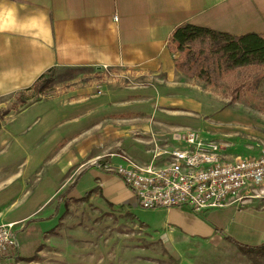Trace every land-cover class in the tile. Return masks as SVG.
<instances>
[{"label": "rangeland", "instance_id": "1", "mask_svg": "<svg viewBox=\"0 0 264 264\" xmlns=\"http://www.w3.org/2000/svg\"><path fill=\"white\" fill-rule=\"evenodd\" d=\"M183 73L189 87L196 91H170L164 76L152 84L132 75L120 77L122 72L117 68L78 67L48 73L47 78L52 82L42 92L30 89L0 96V223L8 222L3 221L7 215L20 218L30 213L18 225L22 241L19 257L22 259L21 253L25 258L36 253L39 257L32 261L24 259V264L198 263L200 259L190 262L170 254L142 223L128 216L124 209L114 207L98 190L84 200L67 197L65 192L78 176L82 159L76 143L67 138L71 135L72 123L56 128L59 123L53 120L58 114H68L67 105L59 106V97L70 99L73 96L68 94L75 85H90L95 91L79 98L87 100L86 111L93 114L107 105L105 123L121 122L122 117L130 122L138 118L149 121L151 118L147 115L154 117L161 112L174 117L170 123L153 119L148 125L151 123L154 129L149 128V131H133L132 134L130 131L126 139L117 140L118 149L110 153L125 150L137 160L149 162L153 133L163 140V146L173 147L174 130L194 128L218 140L228 157L257 154L264 147V79L257 86L253 81L239 90L238 82L231 76L206 80L188 71ZM193 98L199 100V104ZM150 102L153 107L146 106ZM75 111L83 114L81 107ZM85 121L87 119L75 122L72 133L76 142L87 125L91 128L96 125ZM68 145L72 147L66 149ZM104 155L111 161L117 158L109 153ZM86 187L87 179L82 178L80 191L85 193ZM46 195L43 201L46 209L32 213ZM56 207L59 209L53 229H45L35 222L27 223L30 218L51 216ZM243 261L242 258L207 259L211 264H243Z\"/></svg>", "mask_w": 264, "mask_h": 264}, {"label": "crops", "instance_id": "2", "mask_svg": "<svg viewBox=\"0 0 264 264\" xmlns=\"http://www.w3.org/2000/svg\"><path fill=\"white\" fill-rule=\"evenodd\" d=\"M185 21L235 34L264 32V0H0V96L30 90L52 68L78 67L117 68L122 72L120 77L132 75L152 84L164 76L170 91H196L189 87L184 73L177 68L178 53L169 48L172 32ZM94 89V86L78 84L67 93L73 97L57 99L60 107L67 105L68 114H58L53 119L59 123L56 128L72 123L71 135L67 138L76 143L82 159L77 186L67 197L83 196L85 193L79 186L81 179L86 178L85 192L99 188L106 201L143 222L147 231L153 233L170 254L190 262L200 259L197 264H211L207 259L212 258H242L243 264H257L228 236L249 245L264 242V199L245 198L240 205L231 204L204 212L187 206L145 209L121 177L91 163L95 157L118 149L117 140L126 139L130 131L131 134L149 131V128L154 129L151 123L148 125L153 119L170 123L174 118L161 112L154 117L147 115L151 118L149 121L138 118L136 122H130L122 117L121 122L105 123L107 105L93 114L86 111L89 108L87 100L79 98ZM193 101L199 104V100L193 98ZM146 106L153 107L154 104L150 102ZM79 107L82 115L75 111ZM182 117L185 121V116ZM84 119H87L86 123L96 125L93 128L87 125L76 142L72 133L75 122ZM101 123H104L103 127L99 126ZM150 140L154 144L150 149V160L155 148L171 146H163V140L158 139L156 133ZM70 147L68 145L66 149ZM114 160L120 161L119 158ZM47 196L32 213L46 209L43 201ZM55 213L27 223L35 222L45 229H53ZM29 214L20 218L7 215L3 221L23 222ZM21 256L24 264L26 258L22 253Z\"/></svg>", "mask_w": 264, "mask_h": 264}, {"label": "built area", "instance_id": "3", "mask_svg": "<svg viewBox=\"0 0 264 264\" xmlns=\"http://www.w3.org/2000/svg\"><path fill=\"white\" fill-rule=\"evenodd\" d=\"M172 139L177 145L155 148L149 162L125 151L109 153L119 162L106 155L91 162L121 177L145 209L187 206L204 212L240 205L245 198L264 199V147L257 154L231 158L218 140L194 128L177 130ZM20 222L0 223V264H22Z\"/></svg>", "mask_w": 264, "mask_h": 264}, {"label": "trees", "instance_id": "4", "mask_svg": "<svg viewBox=\"0 0 264 264\" xmlns=\"http://www.w3.org/2000/svg\"><path fill=\"white\" fill-rule=\"evenodd\" d=\"M169 48L172 52L178 53L177 68L182 72L188 71L198 78L210 80L231 76L236 83L238 82L239 90L250 86L253 81L257 86L264 79V32L249 31L235 34L185 21L172 32ZM54 71L55 68H52L48 73ZM48 73L43 74L30 89L42 92L49 87L52 79L47 78ZM76 186L77 179L69 186L65 195L67 196ZM95 190L99 191V188L94 187L74 200L87 199ZM58 209L56 207L55 212ZM127 214L133 219L136 217L131 213ZM37 219L30 218L28 222ZM228 239L255 263L264 264V242L259 245H249L230 236ZM38 257L36 253L26 259L32 261Z\"/></svg>", "mask_w": 264, "mask_h": 264}]
</instances>
